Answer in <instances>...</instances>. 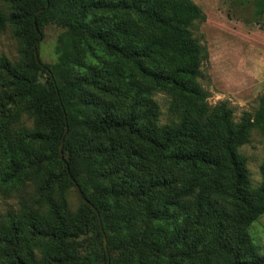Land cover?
I'll use <instances>...</instances> for the list:
<instances>
[{"label": "trees", "instance_id": "trees-1", "mask_svg": "<svg viewBox=\"0 0 264 264\" xmlns=\"http://www.w3.org/2000/svg\"><path fill=\"white\" fill-rule=\"evenodd\" d=\"M10 4L0 31L10 25L23 49L19 63L0 57V197L22 195L0 224V264H264L239 245L264 214V165L255 186L241 153L264 133V97L238 122L227 103L210 104L208 51L193 32L201 7ZM257 8L263 15L264 0ZM51 24L62 29L58 61L44 64L38 44L42 66L35 45ZM21 114L32 129L13 127Z\"/></svg>", "mask_w": 264, "mask_h": 264}, {"label": "rangeland", "instance_id": "rangeland-1", "mask_svg": "<svg viewBox=\"0 0 264 264\" xmlns=\"http://www.w3.org/2000/svg\"><path fill=\"white\" fill-rule=\"evenodd\" d=\"M193 1L206 15L204 22L193 27V32L208 51L200 81L210 94V104L227 103L234 110L237 122L247 112L255 116L264 97V14L258 12V0ZM0 12L11 14L10 0H0ZM43 32L39 42L40 58L44 64L54 65L58 61L56 46L62 29L51 24ZM22 49L10 25L0 31V57L19 63ZM157 99L164 123L168 116V100L163 94L157 95ZM19 117L14 128H33V121L27 115ZM241 153L247 158L252 184L260 185L263 182L264 133L255 129ZM33 186L27 188L28 198L34 193ZM21 195L0 197V224L10 212L20 209ZM69 201L72 208L79 206L80 197L75 190L70 191ZM239 245L247 260L264 258V214L249 227Z\"/></svg>", "mask_w": 264, "mask_h": 264}, {"label": "water", "instance_id": "water-1", "mask_svg": "<svg viewBox=\"0 0 264 264\" xmlns=\"http://www.w3.org/2000/svg\"><path fill=\"white\" fill-rule=\"evenodd\" d=\"M43 11V10H41ZM38 44L39 42H37V44L35 45V57H36V60L37 62L42 65L41 61H40V58H39V54H38V50H37V47H38ZM43 66V65H42ZM63 149V146L61 147V150ZM78 191H80V187L78 185H76ZM81 192V191H80ZM103 236H104V245H105V249L106 251L108 252V242H107V238L105 236V234L103 233ZM100 264H110V258L108 257V262L106 261H101Z\"/></svg>", "mask_w": 264, "mask_h": 264}]
</instances>
